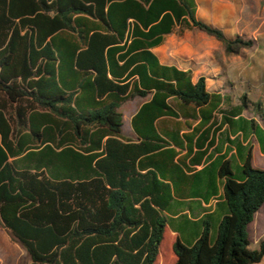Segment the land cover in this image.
I'll return each instance as SVG.
<instances>
[{
	"label": "trees",
	"instance_id": "trees-1",
	"mask_svg": "<svg viewBox=\"0 0 264 264\" xmlns=\"http://www.w3.org/2000/svg\"><path fill=\"white\" fill-rule=\"evenodd\" d=\"M177 25L215 36L228 52L252 45L198 18L189 0H0V227L30 264L264 258V240L250 248L249 227L264 205V169L253 166L252 147L242 176L222 164L227 212L215 234L205 219L195 242L177 235L174 257L163 252L174 191L151 155L169 143L156 121L200 116L201 127L210 123L201 141L217 114L230 122L246 106L224 108L226 97L210 92L205 76L193 82L191 70L159 61L152 48ZM135 95L149 96L132 119L138 141L123 135L119 111Z\"/></svg>",
	"mask_w": 264,
	"mask_h": 264
},
{
	"label": "crops",
	"instance_id": "crops-1",
	"mask_svg": "<svg viewBox=\"0 0 264 264\" xmlns=\"http://www.w3.org/2000/svg\"><path fill=\"white\" fill-rule=\"evenodd\" d=\"M189 1L193 3L198 18L221 28L229 37L246 20H251V16L256 17L257 10L264 7V0ZM192 30L197 31L199 36H208L212 42L219 40L201 29H182L177 25L152 51L164 65L191 70L193 82H197L200 76H205L207 89L226 97L224 108L242 105L243 102H235L229 94L228 82H232L230 75L224 73L220 76L217 64L211 66L206 59V53L195 49L185 51L190 37L182 34ZM196 43L197 39L194 40L195 45ZM132 83L133 80L130 79L129 93ZM148 100L149 96L135 95L122 101L119 111L122 113V131L126 139L139 140L132 119ZM248 109L246 104L242 113L232 117L230 122H222V114H217L218 122L205 135L207 139L202 138L201 141L200 136L210 127V123L201 127L200 116L194 117L180 112L179 116H163L156 121L159 133L169 142L161 152L151 155L160 163L162 177L173 185L174 199L170 208L165 211L172 238L178 235L185 243L195 242L205 219L211 221V230L215 234L217 223L227 212L224 204L225 177L220 174L225 161L230 162L234 176H242L244 159L252 147V164L260 168L256 165L255 155L259 152L264 158V120L262 123L259 117L248 115ZM251 119L255 120V127L251 126ZM258 129L261 130L262 138L257 137ZM199 141H204L203 147L197 145ZM204 150H207L205 155L199 154ZM194 158H201V161L194 163Z\"/></svg>",
	"mask_w": 264,
	"mask_h": 264
},
{
	"label": "rangeland",
	"instance_id": "rangeland-1",
	"mask_svg": "<svg viewBox=\"0 0 264 264\" xmlns=\"http://www.w3.org/2000/svg\"><path fill=\"white\" fill-rule=\"evenodd\" d=\"M253 12V11H252ZM256 17L246 20L234 31L231 38L251 41V46L239 45L233 52H228L224 43L217 40L212 42L208 36H199L195 30L186 31L182 36H189L185 51L195 49L207 54L206 59L211 66L217 64L220 76L230 75L228 90L235 102H244L248 105L247 114L264 120V7L257 10ZM178 34V32H177ZM197 39L198 43L194 44ZM205 41V43H204ZM214 70V69H213ZM258 152V151H257ZM256 165L264 167V158L258 153L255 155ZM171 235H165L163 252L166 259L174 257L172 246L169 247ZM250 248L257 249L264 240V206L255 215L250 225ZM162 255V254H161ZM0 264H30L26 251L21 248L10 235L0 227ZM166 264H169L166 260ZM264 264V258L259 263Z\"/></svg>",
	"mask_w": 264,
	"mask_h": 264
}]
</instances>
